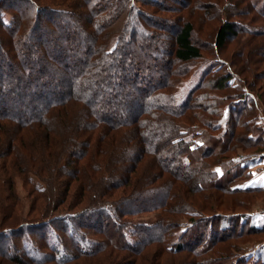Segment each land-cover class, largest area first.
<instances>
[{"label":"trees","instance_id":"1","mask_svg":"<svg viewBox=\"0 0 264 264\" xmlns=\"http://www.w3.org/2000/svg\"><path fill=\"white\" fill-rule=\"evenodd\" d=\"M222 2L203 8L208 19L213 7L225 15L215 32L216 51L239 36L232 18L264 15V0ZM146 6L166 8L162 0H0V185L15 193V179L22 178L37 203L42 201L33 207L39 216L33 217L32 229L26 224L0 232L5 263L104 264L98 256L111 247L129 252L134 264H183L177 256L185 252L195 258L185 257L184 264H264V242L255 251L238 248L234 258L233 246L210 255L221 243L263 235L264 220L247 210L199 222L196 216L205 211L197 207L210 208L205 194L198 204L182 202L191 225L170 239L163 221L138 229L122 221L145 203L150 212H166L173 186L190 193L188 198L215 191L211 195L220 201L224 194L264 193V186L240 185L264 161V130L256 123L253 93L257 84H248L218 56L195 74L185 95L167 93L175 66L203 60L204 43L196 42L189 18L173 23ZM6 14L12 17L8 22ZM163 38L167 43L160 48ZM256 75L263 76L264 67ZM130 88L128 99L119 100L118 94ZM241 148H255L260 156L228 155ZM166 150H176L178 159L166 158ZM140 180L141 187L135 186ZM126 192L135 197L126 199ZM71 200L90 207L49 214ZM14 211L0 206V225ZM18 218L15 213L16 223ZM206 220L207 238L200 227ZM109 225L115 229L104 230ZM29 241L38 257L25 253V259L22 250ZM153 245L158 246L154 252Z\"/></svg>","mask_w":264,"mask_h":264},{"label":"rangeland","instance_id":"2","mask_svg":"<svg viewBox=\"0 0 264 264\" xmlns=\"http://www.w3.org/2000/svg\"><path fill=\"white\" fill-rule=\"evenodd\" d=\"M165 4V12L162 11V8H156L153 9L151 6L145 7L150 13H155L158 15V17L168 19V21H171L173 23L177 22V19H179L181 16L184 18H189L190 21L194 22L195 24V40L198 43H204L203 46V54L204 58L203 60L199 62H193L188 64H178L175 66L174 74H172V77L169 80V87L166 90L167 93H174L177 97L185 95V93L193 86L195 81H193V78L195 79V74L202 73L210 63H215L216 60H218V56L222 59L226 60L229 65L231 66L233 71H239L245 80L249 81L248 84L256 83L257 87H254V92L256 94L257 103H258V110L256 111V123L259 128L264 130V91L259 90V87L264 86V75L257 77L256 73L259 72L260 68L262 69L264 67V15L260 16L256 13H254L255 16L251 17H257V19H245V18H232V21L237 23L239 36L236 39L230 40L227 43L226 48L223 51H216L215 47L213 46L215 43V32L218 30V28L221 26V22L223 23V20L225 19V15L223 16L221 12H219L216 8L213 7L212 12H214V15H211L208 19L207 15L204 14L206 11L204 8V5L213 4V3H219L218 5H222V0H184L185 3L178 4L177 0H162ZM213 1V2H212ZM222 2V3H221ZM188 3V5H187ZM187 6H186V5ZM246 6V5H245ZM217 14V16H216ZM204 15L206 16V20L203 21ZM11 16L6 14L4 15V19L6 22L11 20ZM258 23H256L257 21ZM240 27V28H239ZM253 33V34H252ZM160 48L164 46V44L167 43V40L165 38L162 39V42H160ZM259 69V70H258ZM226 71V68H222L220 73H224ZM153 72V71H151ZM151 72L147 73L146 76L149 77ZM118 72H115V75ZM160 73V72H159ZM158 73V74H159ZM164 73V71H161V74ZM158 74L152 73V76L158 77ZM132 89H128L127 91L121 92L118 94L119 100H125L128 99L129 93ZM130 93V94H131ZM134 93V92H133ZM135 94V93H134ZM262 95V96H261ZM126 99V100H127ZM143 102V99H142ZM199 109V108H197ZM198 111V110H195ZM241 132L238 134L240 135ZM3 147H6L5 145H2ZM218 149V148H217ZM259 151H256L255 148L253 149H236L234 153L228 154L229 156H247L249 159L253 158H259L260 154L257 153ZM164 156L166 158L171 159H178V152L176 150H166L163 151ZM246 154V155H245ZM150 159V158H149ZM149 159H146L142 166L140 167L139 174L143 175V170L141 171V168L143 166H147L146 163ZM211 161V160H210ZM260 164V163H259ZM196 167V166H195ZM258 170L255 168L253 169V177L251 180L245 181L241 183L242 186H264V161L257 167ZM197 176V175H196ZM194 175V178L196 177ZM199 179V178H198ZM197 179V181H198ZM196 180V179H195ZM143 180H140V183L136 184L137 182H133L135 186H140L143 184ZM140 184V185H139ZM157 185V183H156ZM155 185V186H156ZM179 184H176V187H178ZM15 193H10L8 190V187H2L0 185V206H5L7 209L10 208V210H15V213H18V221L16 223V220L13 219L15 217V213L11 215V217H8L5 219V221L0 225V232L4 229H18L20 225H26L28 224V228L32 229L34 222L32 219L33 217L38 218V214L33 210V207H38L42 201L38 202L35 200L34 196L31 195V193L28 192V187L25 185L24 180L22 178H16L15 179ZM152 187L147 188V198H149V194H151ZM171 193L174 195V198H172L169 209L161 212L160 210L150 212L149 210L152 209L148 203H145V205H142L141 209L142 211L138 212V214L134 216H129L126 219H123L124 225H127V227L138 229V227L144 228L155 226L159 222H164V224H167L165 235L170 239L171 236L175 237V233L179 234V231L181 232L184 229H189L191 225L190 220V214L187 211V206H184V202L187 199H191L193 202H190L191 204H198L197 199L200 197H203L207 195L210 197V208L206 207L204 205V209L199 206L197 207L200 211H202L203 215H197L195 220H199V222L204 218L207 217L209 220H212V217L214 218L219 213H225V214H232L233 212H246L247 210L250 212L249 215L252 217H255L256 219L264 220V193L255 194V195H246V194H239V195H222V201L217 200V198L212 197L211 193H216L215 191H211V193H198V194H191L188 198L187 192L181 193L173 186L170 189ZM176 193V194H175ZM15 194V195H13ZM125 195H128V198H133L135 196L126 193H123ZM219 195V194H218ZM14 196L18 198V201L14 200ZM146 198V196H145ZM214 198V199H213ZM236 203H233V202ZM117 203H120L121 201H116ZM183 202V203H182ZM187 202V201H186ZM221 202V203H220ZM90 204V203H89ZM89 204L87 205H76L73 200L68 202V204L62 206L59 208V210H55L52 212L49 210V214L52 213H60V212H69L72 213H82L86 207H90ZM234 204L238 205V208H234ZM242 205V207H239V205ZM202 205V204H201ZM15 206V207H13ZM114 206V205H113ZM183 206V207H182ZM116 207V205L114 206ZM193 207V206H192ZM211 207H214L211 209ZM130 208L135 210L134 206H130ZM195 208V207H193ZM196 208V209H197ZM116 210V208H115ZM114 210V211H115ZM48 213V211H47ZM46 213V214H47ZM3 212L0 213V223L2 222L4 215H2ZM36 215V216H35ZM41 218V217H40ZM103 220L107 223L108 219L105 215L102 216ZM44 219V218H42ZM119 221V219H117ZM79 221H84L82 219H79ZM207 221V220H206ZM109 222V221H108ZM263 223V222H262ZM94 224L93 229L96 228ZM107 225V224H106ZM209 221L205 223H201L200 227L201 229H204L205 237L207 238V231H209L208 228ZM144 226V227H143ZM107 228L115 229L113 226L109 225L108 227L104 228V230L107 231ZM36 229V228H34ZM89 230V229H88ZM118 229H116L117 231ZM84 231H87V229H84ZM115 232V230H113ZM185 231V230H184ZM94 233V232H93ZM28 235V234H26ZM25 235V236H26ZM28 237V236H27ZM99 237V236H98ZM243 238L241 240L237 241H227L225 243H221L218 246V249H214V251L211 252V256H215L214 254L219 251V249H223L226 251L231 250V246L235 248L234 253L231 251V255H233L232 258L235 257V254H239L238 248H243L246 251H252L257 249L259 246L257 244L264 242V234L263 235H255V236H246L243 235ZM93 239H98L93 237ZM10 240V239H9ZM8 238H5L6 244L10 243ZM136 240V239H135ZM39 241V240H38ZM186 241L183 240V243ZM3 243V242H2ZM264 246V244H263ZM26 250H22V256L25 253L27 255L38 257V254L32 249V243L29 241L26 243L25 246ZM158 246H150L149 248L154 252L153 250L156 249ZM13 247L8 246V249L10 250ZM111 247L108 248L106 251L101 253L98 256V259L106 262L104 264H134L132 262V259L134 256H132L129 252L126 251H119V252H112ZM191 252H185L177 257L180 259V263L186 262V258H188V261L191 262L195 258L194 256H191ZM15 252L12 250V255H14ZM44 256V255H43ZM42 257V254H41ZM184 257V258H183ZM182 258V259H181ZM97 259V260H98ZM117 259L118 262H117ZM131 261V262H130ZM165 262V261H164ZM231 263V261H229ZM0 264H7L4 261L0 259ZM135 264H145L142 260L137 261Z\"/></svg>","mask_w":264,"mask_h":264}]
</instances>
